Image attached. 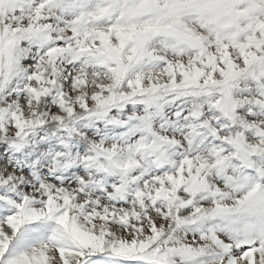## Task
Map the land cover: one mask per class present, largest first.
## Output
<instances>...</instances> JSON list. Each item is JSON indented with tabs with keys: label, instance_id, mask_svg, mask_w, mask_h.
Here are the masks:
<instances>
[{
	"label": "snow or ice",
	"instance_id": "snow-or-ice-1",
	"mask_svg": "<svg viewBox=\"0 0 264 264\" xmlns=\"http://www.w3.org/2000/svg\"><path fill=\"white\" fill-rule=\"evenodd\" d=\"M0 264H264V0H0Z\"/></svg>",
	"mask_w": 264,
	"mask_h": 264
}]
</instances>
